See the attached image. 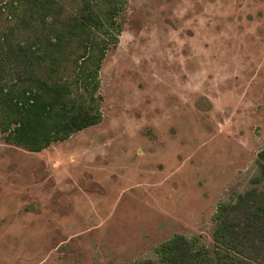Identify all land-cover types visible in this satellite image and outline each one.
Wrapping results in <instances>:
<instances>
[{
    "label": "rangeland",
    "instance_id": "374dc122",
    "mask_svg": "<svg viewBox=\"0 0 264 264\" xmlns=\"http://www.w3.org/2000/svg\"><path fill=\"white\" fill-rule=\"evenodd\" d=\"M120 1L100 121L40 151L0 132V264H150L175 235L211 245L220 202L260 173L264 0Z\"/></svg>",
    "mask_w": 264,
    "mask_h": 264
},
{
    "label": "trees",
    "instance_id": "16d2710c",
    "mask_svg": "<svg viewBox=\"0 0 264 264\" xmlns=\"http://www.w3.org/2000/svg\"><path fill=\"white\" fill-rule=\"evenodd\" d=\"M0 0V132L40 151L100 121V69L118 42L120 0ZM15 21V24L12 23ZM13 37L11 38V35ZM251 188L220 202L213 243L175 235L150 264H264V150ZM240 213V216L232 214Z\"/></svg>",
    "mask_w": 264,
    "mask_h": 264
}]
</instances>
